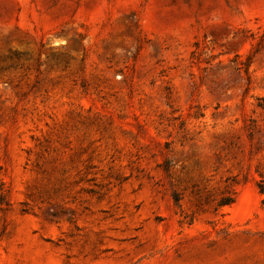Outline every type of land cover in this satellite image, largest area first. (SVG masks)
Instances as JSON below:
<instances>
[{"label": "rangeland", "instance_id": "rangeland-1", "mask_svg": "<svg viewBox=\"0 0 264 264\" xmlns=\"http://www.w3.org/2000/svg\"><path fill=\"white\" fill-rule=\"evenodd\" d=\"M0 264H264V0H0Z\"/></svg>", "mask_w": 264, "mask_h": 264}, {"label": "trees", "instance_id": "trees-1", "mask_svg": "<svg viewBox=\"0 0 264 264\" xmlns=\"http://www.w3.org/2000/svg\"><path fill=\"white\" fill-rule=\"evenodd\" d=\"M235 200V196H227L223 197L219 203V205H227L232 203Z\"/></svg>", "mask_w": 264, "mask_h": 264}]
</instances>
